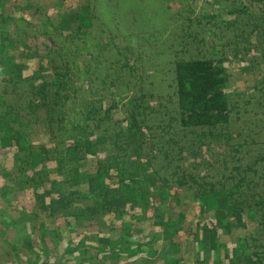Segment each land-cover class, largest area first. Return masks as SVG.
<instances>
[{"label":"trees","instance_id":"obj_1","mask_svg":"<svg viewBox=\"0 0 264 264\" xmlns=\"http://www.w3.org/2000/svg\"><path fill=\"white\" fill-rule=\"evenodd\" d=\"M0 59V153L13 151L3 196L30 189L34 210L74 235L63 248L62 230L33 235L27 215L21 240L44 264L181 252V200L198 215L191 259L174 264H264V0H86L63 13L0 0ZM138 214L148 224L124 221ZM105 215L120 241L77 227Z\"/></svg>","mask_w":264,"mask_h":264},{"label":"rangeland","instance_id":"obj_2","mask_svg":"<svg viewBox=\"0 0 264 264\" xmlns=\"http://www.w3.org/2000/svg\"><path fill=\"white\" fill-rule=\"evenodd\" d=\"M32 5H40L44 6L45 8L48 7V9H52V7L56 4L59 8V13H63L70 10H79L80 7H82L86 0H28ZM202 0H193L194 3H201ZM30 12V11H29ZM8 13V12H7ZM22 13L21 11L15 12V15H20ZM7 26L9 31H12V15H7ZM42 21L38 22V29L45 30V25H42ZM17 41L26 44L29 43V40L25 36L17 37ZM34 48V46H32ZM3 68L4 64L2 63L0 59V75L3 74ZM253 79L249 80L241 76H237L232 82L233 86L240 90L244 91L248 88H251L253 85ZM42 131H37L36 134L33 135L32 140L33 142H39L40 138L42 137L41 134ZM35 136V137H34ZM37 136V137H36ZM2 153H0V166H4L6 168L11 167V162L13 161V151L12 149H6L2 150ZM6 177L2 175V171L0 172V223H5V231L4 233H0V264H44V261H47V258L45 255H43L38 250L31 249L27 244H24L21 240L22 235H26L28 231H30L29 228V222L26 221L27 215H33L32 218H34V222L32 223L33 228V235H49L50 238L53 239V235L55 231L62 230L63 233L60 236L61 243L58 244L61 247H67V241L71 240L74 235H64V228L65 226L61 224V221H53L49 219H45L44 216L40 215L39 212L34 210L33 207V198L31 190L28 188L23 187H12L11 192H7L5 196H3V189H4V183ZM35 211V213H34ZM173 212H183L184 218L183 220L177 225L178 232L176 235H172L171 241L176 242L181 249V252H173L171 250H167L165 254H158L156 253L153 257H145L143 255L132 257L126 259V261L118 262L117 260H112L111 263L108 264H174L172 259L175 257H179L182 255V258L184 257L186 259H191L189 257V249L191 247V241L189 235H187V229L188 226L191 224L192 220L197 217L198 215V206L189 200H181L179 205H176V207L172 208ZM32 213V214H31ZM12 217V218H11ZM105 219V224L98 223L99 220L96 219H89L86 221H82L77 223V227L83 225L87 227H97L102 233L108 236V238L120 241L122 239V235H125L121 232V227L116 226V229L109 230V227L106 224L113 223L115 220L110 222L112 217L109 215H105L103 217ZM46 220V223L44 221ZM124 221L126 224L130 225L132 227L135 226H143L144 224H148V221L145 219H142L140 217V214L131 216V217H125ZM74 223H72L73 225ZM252 225L248 224L247 227L250 228ZM31 227V225H30ZM64 227V228H63ZM118 227V228H117ZM95 229V228H94ZM240 235H228L224 236V240H230ZM62 237L64 240H62ZM70 237L69 239H67ZM129 242L126 244L135 245L136 240L140 242L137 238V235H131V237H127ZM165 243L164 241L161 243ZM50 242H48V245ZM117 245V244H116ZM152 245L158 250L160 248L159 244H153ZM55 252V256L59 259L61 256V252L58 249L57 246L51 247L48 250L51 253ZM187 252V253H186ZM63 258V257H62ZM124 259V258H120ZM191 261V260H190ZM189 261V262H190ZM185 262V260H184ZM64 263V262H63ZM183 263V262H182ZM47 264H56L53 263V260H50Z\"/></svg>","mask_w":264,"mask_h":264}]
</instances>
